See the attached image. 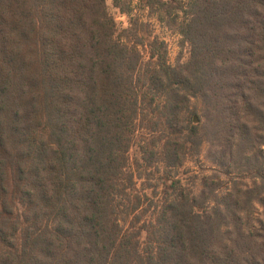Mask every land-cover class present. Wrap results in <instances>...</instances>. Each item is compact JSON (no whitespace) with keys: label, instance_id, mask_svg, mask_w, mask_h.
<instances>
[{"label":"trees","instance_id":"1","mask_svg":"<svg viewBox=\"0 0 264 264\" xmlns=\"http://www.w3.org/2000/svg\"><path fill=\"white\" fill-rule=\"evenodd\" d=\"M0 2L11 16L0 24V264H264V223L250 222L252 203L264 208V0H188V62L170 68L153 41L142 71L112 38L104 0ZM158 119L161 162L181 164L205 135L222 144L219 161L254 144L244 165L257 182L193 196L172 182L142 221L156 202L133 193L125 153Z\"/></svg>","mask_w":264,"mask_h":264},{"label":"rangeland","instance_id":"2","mask_svg":"<svg viewBox=\"0 0 264 264\" xmlns=\"http://www.w3.org/2000/svg\"><path fill=\"white\" fill-rule=\"evenodd\" d=\"M187 2L188 0H104L105 15L111 22L112 38L119 45H125L133 50L134 56L137 58L138 65L136 68L139 71L152 68L155 57L151 58L149 51L150 42L153 43V41H155V48L159 52H164L165 62L170 68L183 66L188 62L190 44L182 34L184 25L189 18ZM6 8L2 2L0 24L11 20L10 11L8 12ZM154 52L156 54V51ZM232 92L235 93L237 90H232ZM244 94H249V92L244 91ZM15 99L18 100L17 97ZM232 100L243 110V101L240 96L235 95ZM189 105L196 112V115L193 116L196 122L193 123H200L201 126L205 120L200 118L199 121L200 100L197 98L190 99ZM150 119L155 118L151 115ZM154 121L156 120H150L144 125L137 126L133 133V140L125 153L127 158L125 172H131L134 175L132 182L135 190L133 193L140 197L145 194L149 198H154L153 201L156 202V205L147 207L149 210L146 209V213L140 216L142 221L149 220L151 208L156 206L159 208L160 200L171 194V190L167 187L172 182L178 181L179 185L183 187L182 193L186 194L189 190L192 196L201 191L205 193L210 189L213 194L220 195L230 190L233 185L243 192L250 190L257 182L253 173L244 165L245 156H257L260 154V150H264V147H259L258 151V146L253 144V149L247 151L243 157H240L234 150L232 151V159H229L228 154L225 153L224 159L219 161L222 144L215 145L216 142H209V135H205L208 141L200 145L197 153L184 154L181 164L168 166L161 162L164 158L161 153V144L166 137L163 119H158L156 129H150V127L155 126ZM149 155L152 157L150 160H148ZM215 158L217 162L222 163L217 164ZM147 186H150V189ZM145 187L146 189H144ZM152 188L154 189L152 190ZM145 203L146 201H144ZM241 214L243 217V213ZM250 215L252 228H259L260 221L264 223V208L255 202L252 203ZM4 223L6 224L7 221ZM225 229V227L222 228V234H224L222 242L229 246L230 243H226L225 238L228 237L231 229ZM139 240L142 247L145 242L143 231L140 233ZM255 242L258 248L254 247L253 249H259L261 242L259 239H256ZM143 247L145 246L143 245Z\"/></svg>","mask_w":264,"mask_h":264},{"label":"water","instance_id":"3","mask_svg":"<svg viewBox=\"0 0 264 264\" xmlns=\"http://www.w3.org/2000/svg\"><path fill=\"white\" fill-rule=\"evenodd\" d=\"M193 122H196V119L195 118H193Z\"/></svg>","mask_w":264,"mask_h":264}]
</instances>
